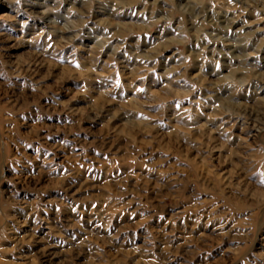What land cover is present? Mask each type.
<instances>
[{
    "label": "rangeland",
    "instance_id": "374dc122",
    "mask_svg": "<svg viewBox=\"0 0 264 264\" xmlns=\"http://www.w3.org/2000/svg\"><path fill=\"white\" fill-rule=\"evenodd\" d=\"M0 264H264V0H0Z\"/></svg>",
    "mask_w": 264,
    "mask_h": 264
}]
</instances>
